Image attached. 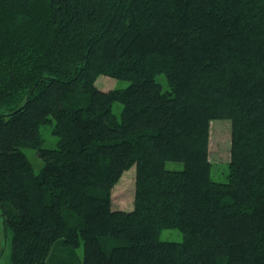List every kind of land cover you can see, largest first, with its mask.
I'll list each match as a JSON object with an SVG mask.
<instances>
[{"label":"trees","instance_id":"16d2710c","mask_svg":"<svg viewBox=\"0 0 264 264\" xmlns=\"http://www.w3.org/2000/svg\"><path fill=\"white\" fill-rule=\"evenodd\" d=\"M223 118L225 182L210 158ZM132 165L134 208L113 209ZM0 211L11 264L81 243L74 264H264V0H0Z\"/></svg>","mask_w":264,"mask_h":264},{"label":"rangeland","instance_id":"374dc122","mask_svg":"<svg viewBox=\"0 0 264 264\" xmlns=\"http://www.w3.org/2000/svg\"><path fill=\"white\" fill-rule=\"evenodd\" d=\"M156 79L162 84L164 91L170 87L164 73L157 75ZM129 80L116 79L113 77L101 75L96 81V85L103 89L109 90L114 88H125L130 85ZM123 109V104L115 102L113 111L120 117ZM53 123L42 125L40 134L43 139V145L47 148H56L58 137L53 133ZM231 120L227 118L216 119L211 123V142H210V158L212 161V177L216 181L225 182L228 180V162L230 159L231 149ZM29 160L35 168V172L39 173L44 161L38 155L36 149L24 148ZM165 166L169 170H181L184 168V163L180 161L168 160ZM135 177L136 166L132 165L126 169L120 179L115 183L112 189V207L113 209L132 210L134 208L135 197ZM160 238L167 241L182 242L183 234L178 228H164L160 232ZM11 245L12 233L5 228L3 218L0 211V264H11ZM84 246L83 243L74 251L58 245L54 249L51 263L53 264H74L83 260Z\"/></svg>","mask_w":264,"mask_h":264}]
</instances>
